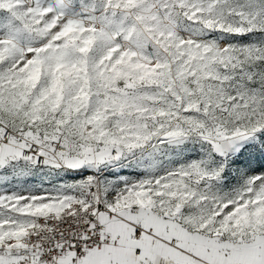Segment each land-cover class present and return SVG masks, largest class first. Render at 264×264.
Listing matches in <instances>:
<instances>
[{
  "label": "snow or ice",
  "instance_id": "obj_1",
  "mask_svg": "<svg viewBox=\"0 0 264 264\" xmlns=\"http://www.w3.org/2000/svg\"><path fill=\"white\" fill-rule=\"evenodd\" d=\"M0 264H264V0H0Z\"/></svg>",
  "mask_w": 264,
  "mask_h": 264
}]
</instances>
